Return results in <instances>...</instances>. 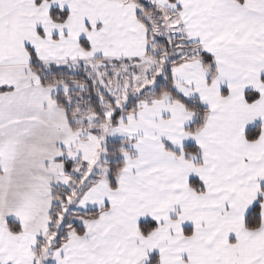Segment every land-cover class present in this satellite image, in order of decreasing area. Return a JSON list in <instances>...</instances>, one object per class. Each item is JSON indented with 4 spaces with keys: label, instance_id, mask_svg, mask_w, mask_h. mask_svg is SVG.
Returning a JSON list of instances; mask_svg holds the SVG:
<instances>
[{
    "label": "snow or ice",
    "instance_id": "snow-or-ice-1",
    "mask_svg": "<svg viewBox=\"0 0 264 264\" xmlns=\"http://www.w3.org/2000/svg\"><path fill=\"white\" fill-rule=\"evenodd\" d=\"M0 264H264V0H0Z\"/></svg>",
    "mask_w": 264,
    "mask_h": 264
}]
</instances>
